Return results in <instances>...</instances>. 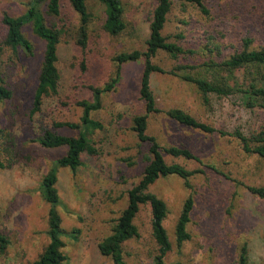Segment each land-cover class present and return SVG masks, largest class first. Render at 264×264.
Segmentation results:
<instances>
[{
    "label": "rangeland",
    "instance_id": "1",
    "mask_svg": "<svg viewBox=\"0 0 264 264\" xmlns=\"http://www.w3.org/2000/svg\"><path fill=\"white\" fill-rule=\"evenodd\" d=\"M30 1L0 0V76L1 83L12 91L11 98L0 102L3 130L0 144L4 139L3 143L13 145L18 153L10 167L0 169V232L10 240L5 252L0 253V264H33L48 242L50 204L41 194L40 181L67 148L43 147L35 141L36 137L46 128L77 136L79 128L55 126L54 122L81 123L82 108L76 104L77 100H92L89 86H102L110 80L117 69L113 60L117 53L144 49L156 3L155 0H121L128 30L112 36L102 28L103 4L86 0L91 19L83 48L74 37L79 16L68 1H60V14L56 16L47 12L50 0L40 2L38 9L45 23L56 24L68 32L58 44L59 93L45 97L41 109L32 113V95L45 42L34 32L32 24L27 23L22 32L31 42L32 53L21 47L14 51L4 42L6 27L2 22L4 14H23ZM204 2L210 16L195 22L198 18L192 12L193 22L188 25L179 21L183 16L179 3L173 0L163 35L186 45L207 30L217 34L224 55L240 48L244 37L252 40L251 48L264 45V0ZM182 30L185 37L175 39L176 32ZM174 60L193 61L182 55L171 58L163 52L155 57L165 69H170ZM142 65V60L123 63L114 88L104 92L101 107L90 112L103 125L101 129L87 130L96 154L82 156L76 171L57 167L60 202L56 209L68 233L63 236L67 264H113L110 257L99 252L98 243L111 232L126 206L127 190L138 182L145 165L146 145L138 141L131 129L132 117L144 113L138 93ZM248 79L239 70L234 81L245 83ZM150 85L157 105L164 110L181 108L199 121L229 134L239 130L250 137L264 129V107L245 106L240 93L226 96L210 93L209 103H204L193 83L157 72L151 75ZM146 132L160 146L186 147L199 159L163 152L167 162H178L196 172L189 178V187L182 178L168 175L159 177L148 188L168 209L162 224L171 247L164 255V264H236L243 245L249 264H264V198L248 189L249 186L264 187V159L257 153L244 151L234 135L189 128L163 112L148 115ZM188 196L193 199L186 227L190 237L178 244L175 227ZM149 219L148 206H141L134 219L139 235L124 244L127 264H152L155 247Z\"/></svg>",
    "mask_w": 264,
    "mask_h": 264
},
{
    "label": "trees",
    "instance_id": "2",
    "mask_svg": "<svg viewBox=\"0 0 264 264\" xmlns=\"http://www.w3.org/2000/svg\"><path fill=\"white\" fill-rule=\"evenodd\" d=\"M43 0H31L27 10L18 16L4 14L2 22L6 27L4 38L5 44L16 51L21 47L25 51L32 53L31 42L24 36L22 27L31 23L34 32L44 40V51L37 73V82L32 95L31 112L41 109L45 97L57 96L59 93L60 72L57 67L58 44L62 40V35L68 32L63 27L56 24H46L38 7ZM61 0H50L47 12L51 15L60 14ZM71 8L79 16V25L75 31L76 43L85 48L88 40V24L91 13L87 7L86 0H67ZM104 6L103 30L112 36H117L128 30V23L124 19V8L121 0H98ZM151 19L148 26V37L145 40L144 49L138 48L131 51L117 53L113 60L117 63L115 74L102 86H92V100H77L76 104L82 108L80 124L70 121L54 122L55 126H68L79 128L77 136H66L56 133L48 128L36 137L41 146L46 148L66 146V152L61 157L55 159L50 169L42 176L40 189L43 198L50 204L47 218L48 242L43 247L33 264H67V255L64 252L65 241L63 236L68 234L61 225V217L56 209L60 202L57 190V167H67L72 171L81 165V157L84 155L96 154V149L88 136L87 130L101 129L102 123L90 116V112L101 107V95L114 88L120 75V68L123 63L142 60V71L139 79V98L144 105V113L136 114L132 117L131 129L140 143L146 145L144 154L145 165L140 178L126 192V206L121 210L116 218L111 232L98 243L99 252L111 258L113 264H127L124 258V244L131 238L139 235L135 217L141 206H148L150 213V236L155 247L152 257V264H164L163 258L170 250V241L166 230L162 224L168 213L166 203L154 193L148 190L149 186L159 177L176 175L184 180L187 187L190 186L189 178L196 170H190L178 162H167L164 154L168 153L175 157L199 160L195 154L186 147L171 145L162 147L154 136L148 135L147 117L150 113H165L171 120L183 126L200 130L205 133L217 132L221 135H234L241 142L242 148L246 152L257 153L264 159V129L258 133L246 136L239 130L229 134L225 130L217 129L207 123L201 122L181 108L162 109L157 105L153 94L150 78L153 73H167L180 77L181 79L193 83L202 94L204 103H209V94L226 96L231 93H240L245 106L255 105L264 107V45L258 48H251L252 40L249 37L241 39V47L236 48L228 55L223 54V44L217 39V34L205 30L203 34L192 43L186 45L179 44L176 40H168L167 35H163V29L168 20L169 14L173 10V0H155ZM179 3L183 16L180 22L190 25L193 20L191 13L197 15L199 22L210 16V9L204 0H176ZM190 12V13H189ZM130 27V26H129ZM185 37L184 30L176 32L175 39ZM163 52L171 58L177 59L182 55L186 59L193 61L182 62L174 60L170 69H165L155 61V57ZM82 65H84L82 63ZM243 70L245 76L249 77L244 82L234 81L236 72ZM209 76V77H208ZM12 96V91L1 83L0 76V102ZM3 130L0 128V137ZM2 138V137H1ZM0 144V169L10 167L18 155L14 151L13 145H6L4 139ZM2 153V154H1ZM199 171V170H198ZM248 189L257 196L264 198V187L249 186ZM193 207L192 196H188L182 206L177 219L175 234L178 244L187 240L190 235L186 229ZM75 232V230H73ZM10 240L8 236L0 232V253H4ZM181 264V263H175ZM236 264H249L245 245L240 249L239 258Z\"/></svg>",
    "mask_w": 264,
    "mask_h": 264
}]
</instances>
